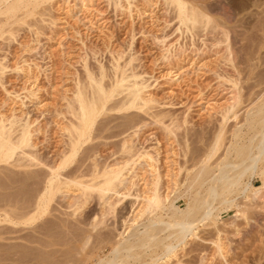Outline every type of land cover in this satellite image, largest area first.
<instances>
[{
    "label": "rangeland",
    "instance_id": "obj_1",
    "mask_svg": "<svg viewBox=\"0 0 264 264\" xmlns=\"http://www.w3.org/2000/svg\"><path fill=\"white\" fill-rule=\"evenodd\" d=\"M91 1L98 2V4L101 3L99 6H102L105 13L109 12L107 13L108 16L111 17L114 22L117 21L116 23H118V25L120 23L121 28L117 34V44L119 46H116V48L121 47V49H124V47H128L126 51L129 50L132 53L135 52L132 54L136 57L133 63L136 64V66L138 65L136 69L139 72L143 71L142 76L146 78L149 83V86L147 87L148 89H146V94H149L154 97L156 101H159L158 103L156 101L152 102V110L170 111V113L173 114L174 122L170 124V121L165 119L166 121L163 123H155L152 118L150 120V118L147 117L145 124L142 125L140 123L139 127V124L137 125V135L133 140V143L135 142V144H133V149L135 150L132 151H136L135 156L132 157V162H134L133 165L130 163L131 161H129V164L123 165V160H126L127 156L119 151V143L115 140L116 138H113L114 141L112 138H105L104 135H102L109 134L110 131L114 129L113 127L110 128V130L109 128L106 130L104 129V133L100 134L101 137L100 139L97 138V141L94 139L89 142L92 143L93 155L88 156V159H86L87 162L85 161L86 163L90 164L93 162L92 160H98L96 162L100 161L98 163V166H100L102 164L101 162L104 161L102 158L105 159L109 153L115 152L116 154H113L110 159L106 160V163L113 164L118 161L119 163L116 166H121L120 164H122L121 171L123 173L124 183L119 185L120 188L118 187V189H120L121 192L128 193L127 196H115L120 199V202L113 196V200L109 197L110 200L108 199V202L113 204L111 209L108 207L107 209V205L101 206V204H97V197L94 193L93 195L91 194L90 196H87L91 201L86 198V201L83 202L84 204H81L80 207L75 209L72 207L69 208L68 206L71 205L69 203H72L73 201L74 203L75 201L77 202V198H73L76 191L72 192L74 187H62V192H58L59 194L56 193L54 195L48 207H46L41 214L38 213L34 220L25 222L24 219L29 214L22 207L25 206L26 202L29 200L28 198H30L28 193L29 186H27V189L26 184L24 186V183H22L24 182V179L21 180L23 177L20 175V173H22L21 170L19 171L15 169L10 171L12 168L8 169L2 166L3 168H0V171L2 169L0 172V264H95L94 262L97 260L103 262L104 259L106 260L109 257L110 259H118L120 256H128L126 258L128 260L137 257L139 261H142V264H223V259L221 258L222 255L229 264H264V186L260 185L263 180L261 179L263 178L261 173L264 170V147H262L263 149L260 148L262 150L258 154L259 149H257L256 146L257 142L262 140V138L263 144L261 146H264V126L257 123L253 129L246 128L247 126L243 120L245 118L244 110L245 108L251 109L255 106V104H253V106L251 103H247L248 100L250 101L248 96L251 94H248L249 92H246V95L245 91L242 90L243 97L245 95L242 99H245V102L240 105L242 109L238 111L236 119H228L230 122L227 121L228 123L222 131L223 137L221 138V143H219V145L221 144V148L218 146L219 149L217 148L215 150L211 155V158L206 159L205 157L204 159V156L211 149L216 138L215 127H213L214 124L212 123L215 114L214 112L217 109H220L223 103L226 102L224 100L226 96L228 97V92L231 88V83L228 79L233 77V75L231 77V75L228 74H220V66H226L230 71L233 70V67H231L232 65L229 63L227 64L230 66L221 63L224 61L222 60V57H220L221 52L225 53L229 48H237L238 59L236 58L235 62L237 64L236 67L240 71V78H242L240 85L245 86L246 84H251L253 82V85L251 84L253 90V96L251 95V98L255 96L254 93L258 90L261 89L264 91V0H184L200 8V10L209 17L210 21V24L206 23L209 25L205 24L204 26H200L201 29H197L198 26L193 30L191 28L192 31H190L192 32V35L189 30H184L185 28L183 26H181L183 29L178 31L175 30L178 23L173 17L174 9L168 5H162L164 4L163 0H149L148 3H146L147 0H131L132 2L129 1L131 2V6L126 3L128 0H120L122 8H115V12L114 0ZM74 3L77 4L78 0H45L41 3L42 5L45 4V6L41 5L43 9H38V12L41 9V15L38 12L39 15L37 13H34V15L32 14V16L29 15L33 20L32 22H34L33 24L36 25H32L31 28V26L28 27L26 24L21 23L18 25L19 36L17 35L16 39H12L11 35L5 34V37L9 36L10 38L7 37V39L0 40V45L4 46V48L7 47L6 49L9 48L8 53L5 52L6 49H0V56L5 54L6 57H8L9 63L8 61L7 63L10 67L18 64H26H23L22 61L19 60V58L21 59L24 56L25 58L30 57V60H28L27 63L30 62L31 64L32 62L37 61L39 62L38 64H41L48 73L52 62L54 68L53 77L56 76L54 78V85L57 90L54 89L51 92L52 94L44 95L43 90L44 87H47L48 81L44 76H41V79L39 78L40 81H37L39 85L37 86L41 88V93L39 92L41 101H39L38 107L40 106L41 109L45 108L50 112H53L56 108L55 106L58 107V104L61 103V95L59 96L57 94H62L64 92L63 86L65 90V88H69L73 82L69 81V79L67 81H62L60 79L61 76H64V73H62V67L63 71L80 69L79 63L74 62V59L76 60L79 56L77 50V53L74 52L70 57L67 56L68 59H66L67 57L63 58L61 54L59 55V48L61 46L59 45L58 40L60 35L62 33L64 34L65 31L61 28L65 25L63 21L66 19L68 25L75 23V18L72 17V15L69 16L66 14V7H75ZM110 10L112 11L110 12ZM112 13H115L116 15H113ZM29 16H27L26 19L31 21V19L28 18ZM63 16L65 17L64 20H62ZM166 18L168 22L169 19H171V23L167 27H165L163 22ZM211 22L212 25L213 23L216 24L214 25L215 27L217 26L218 30L210 27L212 26ZM36 27H39L41 32L37 35V43H39V45L37 51H31V54V52L25 51L24 48L26 47V49L29 50L30 46L31 48L37 46V43L32 40L33 37L31 36L33 35L31 34L32 29L37 30L35 29ZM202 27L205 30H203ZM108 28L107 31L105 30L106 32L111 29L110 27ZM55 29L57 30V33L54 35V38L51 39L48 36H50L52 30L55 31ZM231 30H235V33ZM198 31H201L200 34H203L200 35ZM132 32L134 35L132 34L131 36ZM221 32H223L222 35ZM164 33L166 35L164 36L166 42L165 46L163 43H158L153 38L156 36L161 37ZM236 33L237 35H235ZM167 45L171 51L174 49L175 51L173 50V52L176 53L179 52L178 50H183L185 48L186 52H189V48L193 49L199 46L203 50V56H201L199 60L203 66L195 71V68H191L189 63L186 64L185 61L180 62L178 61L179 58L177 59L176 56H173L171 61H174L175 63L177 59L178 63L176 62L175 64L178 66L182 65L177 71L179 74L177 73L176 76H174L176 71L173 70L174 68L172 69L170 65L175 66V64H173V62L172 64H168L165 59H161V54ZM103 59L102 62L106 60V58ZM16 62L18 63L16 64ZM217 71L220 75L217 74ZM16 75L18 74H16L15 71H11L6 75V79L11 83H15L16 87H20L21 81L17 82L18 78H15ZM177 75H180L179 79L170 81L169 77L175 78ZM259 76L261 78H259ZM180 80L182 82H180ZM219 81L220 84L217 83ZM59 83L61 85L63 84L62 87ZM199 93L208 95L210 100L215 102L209 101L211 104L203 103L204 105L202 109H199L200 105L196 104ZM169 100L170 102H173L174 105H168L167 102H169ZM165 101L167 102L165 103ZM246 104H248V107L245 106ZM243 105L245 107H242ZM33 111L37 115V108L36 111ZM263 114L264 110L257 115V118L259 119V117H262L263 119ZM36 115L31 117V120L35 119L33 128L39 127L41 131H44L33 137V141L49 146V150L53 149V152L54 150L59 151L61 149L59 142L61 137L57 133V127L53 124L46 125L44 119H38L35 117ZM114 115L115 114L113 113L112 115H109V121H111V116L114 117ZM217 116L218 114H215V117ZM111 119L112 121L108 122L107 126L108 124L109 126H112L113 124L118 123L119 120H122L120 117L118 118L117 115H115V118ZM233 124L237 127L241 126V133L238 132L237 135L232 136V131L230 130L235 127ZM166 125L170 126L169 128H171V131L173 132L170 131V133H168L166 129H164ZM213 131L215 132V135ZM106 142L107 144H105ZM114 142H116V144ZM94 145L95 148H93ZM235 145H237V147ZM246 145L248 146L246 147ZM242 146L246 147L249 151L251 155L249 156L250 158H253V161L256 159L254 167H250L252 163L250 158L244 160V156L235 155L236 149ZM139 147L141 148L139 149ZM110 150L112 152H110ZM117 150L118 152H116ZM226 150H228V153ZM96 153H99L97 157ZM80 157V154L77 155L74 163L81 162L83 157H81L82 159H80ZM134 157L138 158L136 159ZM76 158L78 161H76ZM218 160L219 162L216 163ZM242 160L243 162L241 163L240 161ZM250 160L251 162H249ZM220 163L223 165L220 166ZM233 163L234 165H232ZM248 163L249 166H247ZM203 164L207 166L209 165V168L211 169L209 172V174H212L210 179L219 174L218 170L222 169V173L224 171V174L230 178L235 177L238 180L233 184V187L230 186L228 189L229 192L221 189V181L216 180L215 182H212L217 194L207 192V186H210L211 183L206 181L204 182L200 193L194 194V191L192 190L195 187L196 181H191V176H193L198 167ZM130 165L134 167H130ZM128 166L130 168H128ZM224 166H226V169H224ZM125 167L127 171L124 169ZM227 167L231 169L230 172ZM131 170L135 171L132 172ZM232 171H234V176ZM235 171H237L236 174ZM239 171H241L242 174ZM238 172L240 175H238ZM131 173H133L134 177ZM155 176L159 177L160 181L158 180V184L160 185V195H162V198L165 197L164 204L167 207L169 206V203L172 202L175 207L185 211L187 206H198L199 204V207L196 206L194 211H191V214L184 217L187 218L185 220L191 221L193 226L191 227V231L185 232L183 240H181V231L178 226H175V223L184 218L183 216H180V213H174L173 207L148 212V210H144V207L141 206L145 204V200H143L145 198L143 197L149 194L148 188L150 187V179ZM1 178L3 179L1 180ZM216 182L219 183V185H217ZM21 183L23 185H21ZM189 183H191V186ZM159 185H157V187ZM32 186L35 187V184H32ZM259 187V191L255 193L254 189ZM63 189H67V192ZM137 192L139 193V196L137 195ZM8 193L9 196H6ZM129 193L130 195H128ZM24 195L26 196L24 197ZM28 195L29 197H27ZM106 195L110 196L111 194L109 193ZM91 197H95V199H91ZM25 198L28 200L25 201ZM8 204H13L14 206H9ZM131 206L133 207L131 208ZM128 209H130V211ZM141 209H143L144 212L143 210L141 212ZM206 209L210 210V215L206 216L203 220H200ZM91 216L93 219H91ZM156 227L158 228L156 229ZM112 232L113 234H111ZM112 238L114 240H112ZM115 239H117V241ZM167 244L174 247L170 250V253L164 251ZM129 245H133V247L131 246V249L126 251L128 249L126 246ZM217 246H221L220 249H218ZM118 247L121 248L122 252H120ZM123 247H125V249ZM124 250L127 253H125ZM117 251L119 257L116 254ZM220 253L221 256L219 255ZM113 255L116 257H112ZM91 256L93 258H91Z\"/></svg>",
    "mask_w": 264,
    "mask_h": 264
},
{
    "label": "bare ground",
    "instance_id": "obj_2",
    "mask_svg": "<svg viewBox=\"0 0 264 264\" xmlns=\"http://www.w3.org/2000/svg\"><path fill=\"white\" fill-rule=\"evenodd\" d=\"M44 1L45 0H0V40L1 39H7V37L10 38L9 36L5 37V34L6 35L9 34L12 36L11 37L12 39H16V36L19 33L18 32L19 31L18 25L21 23L26 24L28 27L31 26V28H32V25L33 26L36 25V24H33L34 22H32L33 20L31 19L30 16H32V14L34 15V13H37L39 8L43 9L42 6H45V4L42 5L41 3ZM129 1H131V0H128L126 3L131 6L130 3L132 1L131 2H129ZM148 1L149 0H147V2L146 1H144V2L148 3ZM163 2H164V4H162V5H165V6L168 5L169 7H171V8L173 7V9H174L173 10L174 15L173 14L172 15L178 23V26L175 29L177 31L183 29V27H184L185 28L184 30H189V32H191L194 28L196 29L197 26L198 27L204 26L206 23L210 24L209 17H207L200 10V8H198L197 6L191 4L187 1H184V0H163ZM63 4H65V3H63ZM74 5H75V7H73V6L72 7H66V14L69 16L72 15V17L75 18L74 19L75 23L72 25L71 24L68 25L67 20L66 19H65L66 21L64 20V18H65L64 16L62 19V20H64L63 23L65 25L62 24L63 26L61 28L63 29V31L64 30L65 31H64V34L62 33L63 35L62 34L60 35L59 40H58L59 41L58 43L61 46L59 48L60 49L59 55L61 54V56L63 58H65L67 56L70 57V55H73V53L76 52V50H77L79 56L78 57L76 56L77 59L76 60L74 59V62L79 63L80 69L73 70V71H69L66 69L67 71H63V67H62V73H64V76L60 77L58 75L60 77V79L62 81H67L69 79V81H71V82L73 81V82L72 83L70 82L71 83L70 87L69 88L66 87L65 90H64V86H63L64 92L62 94H57L59 96L61 95L60 99L62 101L60 100L61 103L58 104V107L55 106L56 108L54 109L53 112H50L45 108L41 109L40 106L38 107V105H39L38 103H39V101H41L40 100V97H41L40 96V93H41L40 89L41 88L38 87L39 85L37 83V81H40L39 78L41 76L42 77L44 76V78L47 79V81H48L47 87L46 88L44 87V90H43L44 95L50 94L52 92V90H54V89L57 90L56 86L54 85V78L56 76L53 77L54 68L52 66V62L50 64L51 67L49 68L50 71L47 73L46 69L43 68L41 64H40L41 66L38 64L39 62L36 61V62H32L31 64H30V62L27 63L28 60H30L29 59L30 57L25 58L23 56V58H21V59L19 58V60H21L23 64L24 63H26V64H24V65L18 64V65H15L13 67H10L8 65V63H9L8 57H6L5 54L0 56V92H1V95H0V168L2 166H4L8 169L12 168L10 171L15 170V169L19 170V171L21 170L22 173H20V175L23 176L21 178V180L24 179V182H22V183H24V186L26 184V187L29 186V190H28L29 192L28 193L30 195V198H28L29 200L26 199L27 197H29V195L25 198L26 199L25 201H27V200L28 201L26 202L25 206L22 207L29 214L27 217H25V219H24L25 222H30V221L34 220L35 216L38 213L41 214L45 210V208L48 207V205H49L50 201L53 199L54 195L58 192H60V193L62 192V190H61L62 187L63 188L64 187H66V188L74 187V189H72L73 190L72 192L76 191L75 194L73 195L74 196L73 198H77L76 199L77 202L75 201V203H74V201H73L72 202L73 204L69 203V204H71L69 206L67 205L69 208L72 207L73 209H75L77 207H80L81 204L82 205L84 204L83 202L86 201V198L89 199L87 196H90L91 194L93 195V193H94V194H96L95 196L97 197V204H101V206L107 205L106 208L108 207L111 209V206H113V204H111V202H108L109 197L112 198V196H113L114 198L117 199V201L119 200V202H120V199H118L115 196H120V197L125 196V195L127 196V193H128V192L124 193L123 191L121 192L120 189H118L119 185H122V183H124L123 182L124 177H123V173L121 171L122 170L121 169L122 164H120L121 166H116L119 163L118 161H116L113 164H107L106 163V160L110 159V157H112L113 154H116L115 152H112L111 150H110V152H112V153H109L107 155V157H105V159L102 158L104 161H102V159H101L102 164L100 163L101 164L100 166H98V163L100 161L96 162L98 160H95V161L92 160L93 162L90 164L86 163L87 162L86 159H88V156L93 155L92 154L93 153L92 152V146H91L92 143H89V142H91L94 139H96V141H97V138L100 139V137H101L100 134L104 133L103 131H105L107 128H109V130H110V128L113 127L114 129H112V130H114V131L111 130L110 133L108 132L109 134H107V135L102 134V135H104L105 138L106 137L112 138V140H114L113 138H116L115 140H117V142L119 143V151L121 153H124L125 156H127V159L123 160V165L129 164V161H131L130 163L133 165L134 162H132V157L135 156V154H136V151L133 152L135 150V149H133L134 148L133 144H135V142L133 143V140H134V137H136V135H137V129L136 128H138L140 126V123L142 125L145 124L146 123L145 120H147V117L150 118V120L152 118L153 122H155V123L156 122L157 123H163L166 120H169L170 124H172V122H174L173 121L174 117L172 116L173 114H171L170 111L152 110V108H153L152 102H155L156 99L154 97L150 96L149 94H146L147 93L146 89H148L147 87L149 86V83L147 82V79L142 76L143 71L139 72L136 69L138 65L136 66V64L133 63V61H134V59H136V57L132 54L135 52L132 53L129 50L126 51L128 47L127 48L124 47V49H121V47L116 48V46H119L117 44V39H118L117 34H118L119 29L121 28L120 23L118 25V23H116L117 21L114 22V20H112L111 17H109L107 14L109 12L105 13V10H103L102 6L101 7L99 6V5H101V3L98 4V2H93L91 0H78V3L77 4L74 3ZM111 7H112V5H111ZM117 7L122 8V4H121L120 0H114V12L116 10L115 8H117ZM137 7H139V6H137ZM108 8H109V5H108ZM165 9H167V8H165ZM40 10L38 13L41 15L42 12ZM138 10H139V8H138ZM111 11L112 10H110V12ZM116 14H117V12H116ZM136 15H137V13H136ZM27 16H29L28 18L31 19V21H28L26 19ZM32 18H34V17H32ZM170 20L171 19H169V22H168L167 18L164 19L163 22L165 24V27L170 25V23H171ZM209 24H206V25H209ZM214 24L215 23H213V25H212V22H211L212 26H210V27L218 30L217 26L215 27L216 24L215 25ZM181 26H183V27H181ZM108 27H110L111 29H110V31L106 32L109 29ZM198 27H197V29H201V27L200 28H198ZM38 28L37 27L35 28L37 30H33V29H32V31L30 30L31 34H33V35L30 34L33 37L32 40H34L36 43L38 41L37 35H38V33H41L40 28L39 29ZM191 28H192V30H191ZM202 29H203V27H202ZM203 30H205V29H203ZM231 31H233V30H231ZM193 32H195V31H193ZM198 32L200 34L201 31H198ZM223 32H224V30H223ZM223 32H221V35ZM56 33H57L56 29H55V31L52 30L51 35L48 37H50L52 39V38H54V35H56ZM132 34H133V32L131 33V36H132ZM201 34H203V33H201ZM206 34H208V33H206ZM191 35H192V32H191ZM235 35H237V33ZM235 35H233V36H235ZM164 36H166L165 33L161 37L156 36L153 38L158 43H161V44L163 43V45L165 46L166 42H165ZM99 42H101V43H99ZM232 43H234V42H232ZM38 45H39V43H37V46H33L32 48H31V46L30 47L28 46L29 50H27L26 47L24 49L27 52L28 51L29 52H31V51L35 52L38 49ZM129 46H130V44H129ZM195 47H196V45H195ZM6 48H4V46L0 45V49L4 50ZM225 49H226V46H225ZM225 49H223V50H225ZM236 49H237L236 47H235V49L229 48L225 51V53L220 51L222 54V55L220 54V57H222V60H224L221 63H225V64L229 63L230 65H232L231 67H233V70L230 71L228 67L220 66V68H219L220 72H221L220 74L221 75L222 74H225V75L228 74V75H231V77L233 75V77L228 79V81H230V83H231V86H230L231 88L228 92V94H229L228 97L226 96V98L224 100L226 102L223 103V105L220 107V109H217L214 112L215 114H218L217 117H215V114H214V119L212 121V123L214 124L213 127H215V131H216V135H215V132L213 131L216 138L214 140V143L212 142L213 144L211 146V149L208 151V153L206 151L207 154L205 156L203 155L204 159H205V157H206V159L211 158V155L215 152V150L218 148V146H220V148H221V144L219 145V143H221V140H222L221 138L223 137L222 131H223L225 125L228 122H230V121H228V119L229 118H235L236 119L238 111H240V109H242L240 107V105L245 102L244 101L245 99H242L245 97V95L243 97L242 90H244L245 93L249 92L248 94H251V95L253 93V90H252V85H253L252 83L253 82L251 83L252 85L250 83L246 84L245 86L240 85L242 78H240V71L236 67L237 64H236L235 60L238 56V52ZM6 50H5V52L8 53L9 48ZM173 50L171 51V49L167 45V47L165 48V50L161 54V59H163V60L165 59L168 64H170V63L172 64V62H173V64H175L176 62L178 63V61H180V62L185 61L186 64L189 63L191 65V68H195V71L200 69L203 66V64L199 62L201 56H203V50L199 46H197L196 48H193V49L189 48V52H186V48L183 50L182 49L178 50L179 52H177V53L173 52ZM32 52H31V54H32ZM49 53H50V51H49ZM22 54H23V52H22ZM190 55H191V57H190ZM173 56L174 57L176 56L177 59L179 58L178 61L176 59L175 63H174V61H171L172 60L171 58ZM35 57H37V56H35ZM103 58H106V60L102 62ZM50 59H52V58H50ZM66 59H68V57ZM90 59H91V61H90ZM214 60H216V59H214ZM7 61H8V63H7ZM17 63L18 62H16V64ZM68 64H72V63H68ZM229 64H227V65L230 66ZM170 67L172 69L174 68L173 70L176 71L174 76H176V74L178 73L177 72L178 69L181 68L182 65L178 66L175 64V66L170 65ZM188 70H190V69H188ZM11 71H15V73L18 74V75H16L15 78H18L17 82L21 81L20 87H16L15 83H11L9 80L6 79V75H8L9 72H11ZM169 74H170V72H169ZM217 74H219V72ZM180 75H181V73H180ZM180 75H177V77H175V78L169 77V79H170V81L177 80V79H179ZM259 78H261V77L259 76ZM180 82H182V81L180 80ZM217 83L220 84V81ZM62 85H61V87H62ZM57 87H59V86H57ZM43 92H42V94H43ZM247 93H246V95H247ZM254 95L255 96L253 98L248 96L250 101L248 100L247 103L248 104L251 103L252 105L255 104V106L253 105L254 107H252L251 109L245 108V110H244L245 118L243 120H244L245 125L247 126V127L245 126L247 129L255 128L257 123L261 126H264V120H263L264 118L263 119H262V117L261 118L259 117V119L257 118V115H259L264 110V91H262L260 89L257 92H255ZM197 98L198 99L196 100L197 101L196 104L200 105L199 109H202V107L204 105L203 103L211 104L209 102L211 100H210L208 95H203L202 93H199V96ZM167 99H169V98H167ZM167 101H165V103ZM256 101H258V102H256ZM156 102L158 103L159 101H156ZM211 102H215V101H211ZM167 104L168 105H174V103L170 102V100H169V102H167ZM248 104H246L245 106L248 107ZM245 106L243 105L242 107H245ZM210 107H212V106H210ZM36 108L38 110L36 112L37 115L33 111V110L36 111ZM203 109H205V108H203ZM210 111H211V109H210ZM112 113L117 115L118 118L120 117L122 120H119V121L117 120L118 123L113 124L112 126L111 125L109 126V124H108V126H107V123L112 121L111 118H115V115H114V117L111 116V118H110L111 121H109V119H108L109 115L110 114L112 115ZM33 115H36L35 117L38 119H40V118L44 119L46 125L53 124L57 127V133L61 137L60 141H59L61 149L59 151L54 150V152H53L52 151L53 149L49 150L50 149L49 146L43 145L40 142H34L33 141V139H32L33 137L37 136L39 133L41 134L42 131H44V130L41 131V129H39V127L33 128L34 127L33 123L35 120V119L31 120V117ZM235 119H233V120H235ZM207 122H209V121H207ZM148 123H150V122H148ZM137 125H138V127H137ZM168 125H166L164 129H166V131L168 133H170L171 128H169L170 126H168ZM177 127H178V125H177ZM231 129L232 130H230V131H232L231 132L232 136L237 135L238 132L241 133V126H238V127L235 126L234 128H231ZM171 132H173V131H171ZM171 134H173V133H171ZM174 134H175V132H174ZM212 135H213V133H212ZM238 136H240V135H238ZM175 137H176V135H175ZM252 137H253V135H252ZM213 139H214V137H213ZM234 141H237V140H234ZM114 143L116 144V142H114ZM105 144H107V142ZM236 144H237V142H236ZM262 144H263V138H262V140H259L257 142V145H256L257 149H259L258 154L263 149L262 147H264V146H261ZM116 146H118V145H116ZM235 146L237 147V145H235ZM243 146H244V144H243ZM243 146L236 149V151L235 150L234 151L236 153L235 154L236 156H244L243 159L245 160L247 158H250L251 155H250L249 151L246 149V147L248 145H246V147H243ZM93 148H95V145L93 146ZM140 148L141 147H139V149ZM260 148H262V149H260ZM233 149H235V148H233ZM93 151H94V149H93ZM113 151H115V150H113ZM116 152H118V150ZM143 152H145V151H143ZM226 152L228 153V150H226ZM79 154L81 157H83V160L82 161L80 160L81 162H79V163H74L75 157ZM98 154L96 155V157L98 156ZM142 154H144V153H142ZM226 155H228V154H226ZM81 157H80V159H82ZM103 157H104V155H103ZM90 158H92V157H90ZM134 158H136V157H134ZM204 159H202V160H204ZM250 159L252 160L250 167H254V163H255L256 159H254V161H253V158H250ZM251 160L249 162H251ZM76 161H78V159ZM207 162H208V160H207ZM218 162H219V160L216 161V163H218ZM240 162L242 163L243 160ZM226 163H228V162H226ZM132 165H130V167H134ZM219 165L222 166L223 164L221 165V163H220ZM232 165H234V163ZM226 166H224V169H226ZM247 166H249V163ZM130 167L128 166V168H130ZM232 167H234V166H232ZM6 168H5V170H6ZM82 169H84V170H82ZM124 169L126 170V167ZM210 170L211 169L209 168V165L207 166V165L203 164L200 167H198V169L194 172L193 176H191L192 177L191 181H196L195 187L192 190V191H194V194L200 193V191L203 188L204 182H206V181H209L211 183L210 186H207L208 188L206 187L208 189L207 192L216 193L215 188L212 185V182H215L216 180L221 181V183H220L221 189L227 190V192H229L228 189L230 188V186L233 187V184H235L238 180L235 177L230 178L229 176L224 174V171L222 173V169L218 170L219 174L213 176V178L210 179V177L212 176L211 173H210L211 175L209 174ZM212 170H213V168H212ZM230 170L231 169H229V172H230ZM1 171H2V169H1ZM131 171L133 172L135 170H131ZM239 172L241 173V171H239ZM239 172H238V175H240ZM6 173H8V172H6ZM126 173H128V172H126ZM227 173H228V171H227ZM236 173H237V171H235V174ZM232 174L234 176V171H232ZM261 174L263 176V178H261V179H263V180L261 181L260 185L264 186V170L262 171ZM131 175L133 176V173H131ZM157 175H159V174H157ZM238 175H237V177H238ZM5 176H7V175H5ZM230 176H232V175H230ZM2 179L3 178H1V180ZM158 180H159L158 176H155L152 179H150V187L148 188L149 194L143 197V198H145V199H143V200H145L144 201L145 204L141 205L144 207V210H146V211L148 210V212H153L154 210L155 211L158 209L163 210L164 208L173 207L174 213H180V216H183V218L186 217L187 215L191 214V211H194V209L196 208L197 205H192L191 207L187 206L188 208L186 207L185 211L175 207L172 204V202H170L169 206L167 207L164 204L165 197L162 198L161 197L162 195H160V188H159L160 185L158 184ZM14 182H16V181H14ZM22 183H21V185H23ZM32 184H35V187H33ZM189 184L191 186V183H189ZM216 184L219 185V183H217V182H216ZM157 185H159V186L157 187ZM134 186H135V184H134ZM218 187H220V186H218ZM260 187L255 188L254 192L257 193L259 191ZM162 188H164V187H162ZM206 188H205V190H206ZM27 189H28V187H27ZM131 189H133V188H131ZM148 189H146V190H148ZM63 190H65V189H63ZM217 190H218V188H217ZM65 192H67V189L65 190ZM109 193L111 194L110 196L106 195ZM128 195H130V193ZM137 195L139 196V193ZM6 196H9V193ZM6 196H5V198H6ZM25 196L26 195H24V197ZM92 198L95 199V197H91V199ZM136 198H138V197H136ZM112 200H113V198H112ZM16 202H17V200H16ZM104 203H106V204H104ZM8 205L14 206L13 204H8ZM129 206H130V204H129ZM132 207L133 206H131V208ZM197 207H199V204ZM12 210H13V208H12ZM113 210H114V208H113ZM128 210L130 211V209H128ZM142 210L143 209H141V212H142ZM144 210H143V212H144ZM209 215H210V210L206 209L204 211V213L202 214V217L200 220H203L206 216H209ZM92 216H93V214H92ZM92 216H91V219H93ZM185 219H187V218H184L180 221H176V223H175V226H178L180 231H181V235H182L181 240L184 239L185 232L191 231L192 230L191 227L193 226V223L191 221H188ZM120 222H122V221H120ZM89 223H90V220H89ZM157 228L158 227H156V229ZM111 234H113V232ZM179 236H180V233H179ZM112 240H114V239L112 238ZM115 240L117 241V239H115ZM134 243H136V242H134ZM122 246H125V245H122ZM131 246L133 247V245L126 246L128 248L126 251L131 249L130 248ZM137 246H138V244H137ZM95 247H96V245H95ZM220 247L217 246L218 249H220ZM123 248L125 249V247H123ZM172 248H174V247L167 244L164 251L170 253V250ZM119 250H120V252H122L121 248H119ZM118 251L116 252V254L118 253ZM126 251L124 250L125 253H127ZM219 255L221 256V253ZM117 256L119 257L118 254H117ZM222 256H221V258L223 259L222 263L223 264H229L228 261L225 258H223ZM112 257H116V256L113 255ZM120 257L118 259H110V257H109L106 260L104 259L103 262L100 260L95 261V259H94V261H95L94 263L95 264H125V263L142 264V261H139L138 258L134 257V256H133L134 258H131L132 260L126 259L128 256L127 257L123 256L124 258L121 257L123 259H121ZM91 258H93V257L91 256ZM84 261H85V259H84Z\"/></svg>",
    "mask_w": 264,
    "mask_h": 264
}]
</instances>
